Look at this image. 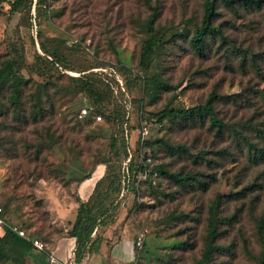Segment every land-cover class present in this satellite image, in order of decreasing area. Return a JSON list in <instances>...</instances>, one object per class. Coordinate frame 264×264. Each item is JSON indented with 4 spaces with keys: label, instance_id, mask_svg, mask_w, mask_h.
Returning a JSON list of instances; mask_svg holds the SVG:
<instances>
[{
    "label": "rangeland",
    "instance_id": "374dc122",
    "mask_svg": "<svg viewBox=\"0 0 264 264\" xmlns=\"http://www.w3.org/2000/svg\"><path fill=\"white\" fill-rule=\"evenodd\" d=\"M13 2L0 0V64L16 61V73L30 80L25 100L37 86L53 82L73 99L57 103H65L58 124L65 116L72 120L63 127L71 135L67 144L43 149L38 162L32 157L43 127L7 130L8 121L0 119L4 229L21 228L39 242L57 237L45 204L35 197L32 170L41 168L63 182L73 164L87 169L101 164L106 175L91 203L96 217L91 238L108 247L124 238L131 247L128 264H197L217 197L223 202L220 217L241 211L237 223L220 228L218 243L231 245L232 255L215 254L214 263L259 264L255 224L264 212V163L248 160L237 134L258 143L249 127L264 130V5L233 11L218 2L213 24L223 37H208L200 56L192 37L204 0H47L40 9L36 0ZM152 38L155 46L144 57ZM43 40L55 60L42 54ZM84 86L96 90L99 103ZM210 94L219 97L214 113L224 130L211 128L207 117L173 116L202 105ZM4 104L0 98V112ZM83 109L96 110L101 121L79 118ZM157 166L172 175L197 176L208 190L185 191L163 176L143 179L144 170ZM247 187L246 199H231ZM36 263L34 250L24 255L0 243V264Z\"/></svg>",
    "mask_w": 264,
    "mask_h": 264
},
{
    "label": "trees",
    "instance_id": "16d2710c",
    "mask_svg": "<svg viewBox=\"0 0 264 264\" xmlns=\"http://www.w3.org/2000/svg\"><path fill=\"white\" fill-rule=\"evenodd\" d=\"M23 1L25 0H14L13 3L17 5L19 3H22ZM221 1L229 10L233 11L238 7L255 9L260 8L264 5V0H204L202 20L192 37L193 49L200 56H203L202 49L208 37H223L221 28L216 27L213 24L216 17V5ZM46 5L47 0H36L37 8L40 9L44 6L46 7ZM52 42L56 43L58 41L54 40ZM155 43L156 42L154 38L148 41L143 53L144 57H147L152 52V48L153 46H155ZM39 46L44 57H51V55H53V58L55 60L56 54L49 52L47 45L45 44V40H43V42L41 41L39 43ZM38 59H40V57H38ZM17 67V62L11 61L9 59L3 60L0 64V98L2 100H5V110H2V112H0V119L8 121V124L5 128L7 130H12L13 127L16 128V126L19 125H33L37 127H43V132H37V135L40 137L42 142L39 144L32 157L34 159V162H38L39 156L41 155L43 149H52L53 147L60 145L64 146V144H67L68 138L71 135L63 127H66L67 125L69 126L72 120H68V116H65L64 118L60 119L62 120V126L58 124L57 114H59L60 112L59 109L65 106V103H62L60 107L57 106V103H59L63 99H73V96L71 95V92H69V90L67 91V89H65L64 87H58L56 83L53 82V84L51 83L44 86H37L33 92L34 94L31 99L25 100V91L32 86L30 80H26L16 73L15 68ZM50 86L56 88V91L54 93H50ZM83 90L89 94V97L94 99L95 103L100 102L99 94L96 92V90H92V87L84 86ZM51 94L53 95V97L51 96ZM218 98L219 97L216 94H210L202 105L185 111H176L173 116L182 118L185 121L194 119L203 120L207 117L211 128H216V130L220 132L221 130L225 129V124L222 121L218 120L214 113V105L217 102ZM87 110L88 114L81 117V119L92 116L95 120L96 118H100L99 121H101L102 117L99 115V113L96 112V110ZM79 115L80 113L78 114V117ZM249 129H251L255 133L257 139L259 140L258 143H252L251 139L243 133H238L237 137L240 138L246 145L247 157L251 163H264V130L256 128L255 126H251L249 127ZM99 165L103 166L101 164ZM153 174H156L157 177H168L169 179L173 180L180 189H183L185 191H187V189H193V191L198 189L201 192H206L208 190V184L197 176L189 175L181 177L180 175H172L165 171L162 167L158 166L150 170L149 178H151ZM105 175L106 171L104 170L103 176L96 182L94 190L88 201L84 203L79 202L76 219L72 224H69V230L67 232H64L61 229L57 228V237L51 239V241H48V238L45 237L44 241H41V243L46 246L47 251L52 245L53 240L63 235L75 239L74 261L77 264H81L85 259V256L97 253L99 251L102 241H98L97 238H91L96 225V217L93 215V208L91 207V203L93 196L96 194V191ZM30 179H34L33 187L35 185V188L37 183L41 180L47 182H55L63 185L64 187H67V185L72 182V180L67 181L66 177H64L63 182L56 181L52 177H46L43 174L41 168L38 167H34ZM28 180L26 179V182ZM250 192L251 187H247L245 189H242L238 193L232 194L230 197L231 199L244 200L247 197V193ZM217 198V201L212 203L208 210L205 224L206 236L204 239V250L202 253V258L197 262V264H215L214 256L215 254H219L221 252H224L227 255H232L231 245L223 246L218 243L221 236L223 235V233L220 231V228L223 226L232 227L234 223H237L238 213H240L241 209L236 210V212L230 217H220L219 209L223 202L220 197ZM38 200L42 201L40 199ZM49 225L53 226L50 224V220ZM18 229L24 231L21 228ZM24 233L27 239L19 237L17 234L12 232L10 228H6L4 229V233L0 236V243L8 245L15 252L24 255L33 250L38 252L32 244V240L38 241V239H32L26 234L25 231ZM255 236L259 246V257L257 261L259 264H264V212L256 221Z\"/></svg>",
    "mask_w": 264,
    "mask_h": 264
},
{
    "label": "crops",
    "instance_id": "0c3cea01",
    "mask_svg": "<svg viewBox=\"0 0 264 264\" xmlns=\"http://www.w3.org/2000/svg\"><path fill=\"white\" fill-rule=\"evenodd\" d=\"M74 165V164H73ZM66 170V180L72 182L64 187L55 182L41 180L37 183L35 193L45 203L49 213L50 224L64 232L70 228L77 215L79 202L90 198L96 182L103 176V166L81 168L77 164ZM124 239V238H123ZM121 240L110 247L103 241L97 253L88 255L81 264H128L131 259V247L128 241ZM75 248V239L63 235L53 240L48 249L58 262H66ZM36 264H47L48 256L36 252Z\"/></svg>",
    "mask_w": 264,
    "mask_h": 264
},
{
    "label": "built area",
    "instance_id": "2783aa9c",
    "mask_svg": "<svg viewBox=\"0 0 264 264\" xmlns=\"http://www.w3.org/2000/svg\"><path fill=\"white\" fill-rule=\"evenodd\" d=\"M88 114V110L87 109H83L81 110L80 112V115H79V118L83 117V116H86ZM97 121L100 120V118H96ZM146 125L144 124L143 125V133L146 134L147 133V129L145 127ZM147 176L149 177L150 176V171L149 170H145L143 173H142V177L143 179L147 178ZM152 176L156 177V174H153ZM1 211L2 209L0 208V214H1ZM12 232H14L15 234H17L19 237L23 238V239H27L24 231L16 228V227H12L10 228ZM0 231H4V223L3 221L0 219ZM141 237H139L137 239V243L136 245L137 246H140L141 245ZM32 244L34 246V248L38 251V252H41V253H46L47 256H48V263L47 264H77L75 263L74 261V252H75V248L73 250V252L70 254V256L68 257V260L66 262H58L51 254H48V251L46 250V246L37 241V240H32Z\"/></svg>",
    "mask_w": 264,
    "mask_h": 264
}]
</instances>
